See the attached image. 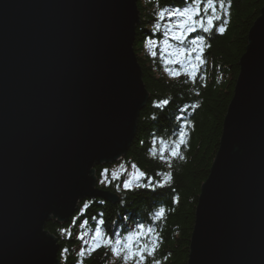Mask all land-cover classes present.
<instances>
[{
    "label": "water",
    "instance_id": "obj_1",
    "mask_svg": "<svg viewBox=\"0 0 264 264\" xmlns=\"http://www.w3.org/2000/svg\"><path fill=\"white\" fill-rule=\"evenodd\" d=\"M137 0H0V264H59L94 167L127 153L148 99ZM186 264H264V4L247 33Z\"/></svg>",
    "mask_w": 264,
    "mask_h": 264
},
{
    "label": "trees",
    "instance_id": "obj_2",
    "mask_svg": "<svg viewBox=\"0 0 264 264\" xmlns=\"http://www.w3.org/2000/svg\"><path fill=\"white\" fill-rule=\"evenodd\" d=\"M263 4L264 0H233L226 33L208 38L211 47L204 54L207 63L200 70L205 80L198 79L193 84L190 81L185 83L186 77L183 75L174 79L168 74L176 64L164 62V54L159 49L164 38V27L157 30L154 26L158 22L155 13L159 8L180 7L181 0H137L140 21L135 29L133 49L148 99L139 112L135 135L127 153L114 163L94 167L97 186L116 192L119 199L116 202L85 200L79 203V208L68 221L50 220L46 223L45 230L57 238L60 247L59 264H76V252L81 244L77 235L87 233L90 236L93 227L99 226L101 219L109 233L126 234L134 230L136 224H151L162 236L156 258L162 264H186L200 187L209 174L218 148L223 118L233 94L239 72L238 62L245 51L248 30ZM197 34L208 36L198 30V33L189 35V40ZM149 41H156L151 49L148 47ZM172 42L184 46L178 41ZM152 51L157 53L155 57L151 55ZM166 67L169 68L166 70ZM185 70L182 67L179 72ZM197 91L200 92L199 96L196 95ZM164 99L169 101L166 106L155 107L156 103ZM197 101L201 106L193 109L191 105ZM185 118L191 121V125L185 128L189 140L184 150L187 160H174L173 168L169 169L158 159L159 150L171 147L180 130L178 125H182ZM153 150L157 151V158H153ZM132 163L142 170L145 168L147 174L153 176L158 171H173L174 184L171 188L175 192L171 188H158L155 193L145 188L135 190L142 195H133L123 189L117 191L116 185L121 184L126 173L107 186L99 183L103 179L100 176L102 170L109 169L111 179L115 167L117 169L120 164H125L129 170ZM173 195L179 197V205L171 204ZM85 204H88L87 208ZM159 207L175 208V211L169 212L164 220L156 221L153 214ZM64 248L69 251L62 255ZM105 251L100 249L94 252L86 258L84 264H121L120 259H114L110 252L105 256ZM169 253L171 255L165 260L164 257Z\"/></svg>",
    "mask_w": 264,
    "mask_h": 264
},
{
    "label": "snow or ice",
    "instance_id": "obj_3",
    "mask_svg": "<svg viewBox=\"0 0 264 264\" xmlns=\"http://www.w3.org/2000/svg\"><path fill=\"white\" fill-rule=\"evenodd\" d=\"M233 0H181L180 7H164L159 8L155 13L156 20L155 28L160 30L161 27L166 29V35L173 41H178L183 47H175L177 56L183 59H176L172 63H182L186 69L183 72L169 71V75L174 79L181 75L186 77L185 83L191 82L195 84L197 80L204 81L205 77L200 75L201 68L207 63L205 52L211 47L208 38L214 34L223 36L227 31L229 17L231 15V8ZM166 23H160L165 22ZM206 33L208 36L197 34L194 38L189 40V35L192 33ZM156 41H149L148 47L151 49ZM165 46L174 47L170 45L169 40L163 41ZM193 53H196L193 56ZM156 52L152 51L151 55L156 56ZM187 61V63H184ZM168 63V61H166ZM167 70V69H166ZM202 86L206 87V84ZM199 96L200 92L197 91ZM168 100L164 99L156 103L155 107L163 108L168 104ZM200 103L197 101L191 105L193 109H198ZM155 119V117H153ZM180 119V117H177ZM191 125V121L184 119L182 125H178L179 132L176 134V139L172 142L171 147L159 150L158 159L169 169L173 168L174 160L186 161L187 157L184 150L189 145L188 132L186 127ZM167 152V155H165ZM153 158H157V151H152ZM120 171H112L111 179H109V169H104L100 172L103 177L99 181L100 184L107 186L114 180H119L122 175L127 173V178L123 179L121 184L116 185V190L121 189L132 193L133 195H142L135 190L138 188L150 189L153 193L156 189H169L174 184L173 171H158L154 176H149L145 171L140 169L135 163L131 164V171L129 172L125 164L119 165ZM158 177V179H157ZM175 192L174 188H171ZM179 197L173 195L171 197V204L179 205ZM85 208L88 204L84 205ZM175 211V208L159 207L153 214V219L162 221L166 218L169 212ZM104 221H99V226L92 229V233L85 239V235H77V239L81 241L80 247L76 252V264H84L86 258L90 257L94 252L105 249V256L110 252L111 255L120 259L121 264H162L161 260L157 259V252L162 244V236L159 231L151 224H136L135 229L122 234L120 232L109 233L103 227ZM68 230L65 229V233ZM69 251L68 248L62 249V255ZM171 253L167 254L164 259L167 260Z\"/></svg>",
    "mask_w": 264,
    "mask_h": 264
},
{
    "label": "rangeland",
    "instance_id": "obj_4",
    "mask_svg": "<svg viewBox=\"0 0 264 264\" xmlns=\"http://www.w3.org/2000/svg\"><path fill=\"white\" fill-rule=\"evenodd\" d=\"M163 23H166V21L165 22H163ZM163 34H164V38H163V40L160 42V44H159V49H160V52L161 53H163L164 55H163V57H164V62L166 63V61H168V63H172L171 61H173V60H176V59H183L182 57H179V56H177L176 55V53H175V47H180V46H177L176 44H174L173 42H172V40L170 39V37L168 36V35H166V29L165 28H163ZM169 40V43H170V45H173L174 47H168V46H165L164 45V43H163V41L164 40ZM184 63H187V61H184ZM172 64H176L174 67H171V69L169 70V71H173V72H179V69L180 68H182L183 67V69H184V66H183V64L182 63H172ZM167 68H169V67H166V69ZM169 71H168V73H169ZM172 77V76H171ZM137 123V122H136ZM134 138V137H133ZM133 141V140H132ZM132 143V142H131ZM131 145V144H130ZM132 169L130 168L128 171L130 172ZM95 171V170H94ZM113 171H117L116 170V167L113 169ZM97 183V182H96ZM95 199H97V198H95ZM104 201H106V200H104ZM111 202V201H110ZM78 208H79V203H78ZM77 208V209H78ZM77 211V210H76ZM71 218V217H70ZM69 218V219H70ZM68 221V220H67ZM66 222V221H65ZM52 235V234H51ZM54 236V235H53ZM55 237V236H54ZM56 238V237H55ZM88 238V236H85V239H87ZM57 239V238H56ZM58 242V241H57ZM114 258V257H113ZM115 259V258H114Z\"/></svg>",
    "mask_w": 264,
    "mask_h": 264
},
{
    "label": "bare ground",
    "instance_id": "obj_5",
    "mask_svg": "<svg viewBox=\"0 0 264 264\" xmlns=\"http://www.w3.org/2000/svg\"><path fill=\"white\" fill-rule=\"evenodd\" d=\"M179 46V45H178ZM124 156V155H123ZM122 156H120V158H121ZM117 172H119L120 171V168L118 167L117 169ZM146 173H147V170L144 168L143 169ZM96 176V175H95ZM124 176V175H123ZM149 176H153V175H149ZM125 178H127V173L125 174ZM96 182H97V178H96ZM100 188V187H99ZM101 189H103V188H101ZM105 190H108V191H110L109 189H105ZM110 193H113V194H115L117 197H118V195H117V193L116 192H114V191H110ZM97 199H101V198H97ZM117 199H119V197L117 198ZM85 200H89V201H92L93 199H84V200H82V201H85ZM101 200H103V199H101ZM82 201H80V202H82ZM79 202V203H80Z\"/></svg>",
    "mask_w": 264,
    "mask_h": 264
}]
</instances>
